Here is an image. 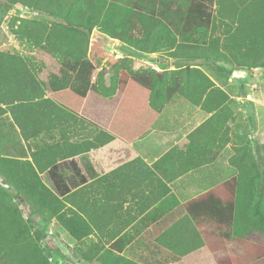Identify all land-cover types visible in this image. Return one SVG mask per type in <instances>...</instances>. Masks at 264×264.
Here are the masks:
<instances>
[{
    "label": "rangeland",
    "instance_id": "1",
    "mask_svg": "<svg viewBox=\"0 0 264 264\" xmlns=\"http://www.w3.org/2000/svg\"><path fill=\"white\" fill-rule=\"evenodd\" d=\"M168 1L0 0V51L21 56L43 89V98L53 101L51 92L55 88L69 89L76 81L75 73L66 68L74 64L75 59L47 46L48 41L58 36L63 44L76 41L78 36L89 39L90 46L94 40L103 42L110 55L122 58L118 65L102 60L101 67L92 76V81L97 82L99 92L105 98L116 94L121 70L170 72L186 66L199 68L216 86L228 92V99L219 112L228 116L229 124L225 123L226 127L224 124L222 130L216 133L220 124L214 122V128H207V133L214 140L218 139L222 147L224 142H230L231 164L232 157L240 154L238 161L243 157L252 164L264 166V70L242 81L232 76L235 69L255 68L234 63L224 48L229 42L228 28L237 23L232 22L233 17L222 18L218 13L219 5L215 4L213 25L181 38L178 34L181 28L179 18L171 12L164 17L161 15L166 10L162 3ZM186 5V0H178V6ZM175 36V47L179 43L205 47L218 42L219 49L228 54L223 56L212 48L193 59L171 56L169 53H173V49H167V38L174 39ZM103 67L105 70L101 74ZM155 90L156 94L150 101L162 105V109L169 103L189 101L179 93L166 101L160 93L161 87L157 86ZM0 105L7 108L5 104ZM107 139V132L86 120L82 114L74 118L65 115L52 129L42 127L39 132L30 130L24 133L11 112L3 113L0 109V157L4 162L13 159L16 165H25V160L32 161V154L37 148L63 140L90 142V149L78 154L82 170L88 176L96 173L107 179L108 175H104L105 161L101 156L107 147L99 149L107 143ZM113 139L125 144L118 137L110 140ZM94 149H97L100 158L94 157ZM38 176L45 187L38 184L29 186V197L23 193L15 195L14 184H11L13 191L0 185V192H9V199L18 205L29 236L38 243L49 264H116L113 260H118L120 256L135 263L151 264V254L131 245L140 238L135 234V228L139 230L151 222L141 220L133 225V230H126L123 236L129 244L125 252H116L111 246L117 230L121 233L133 222L129 220L133 207H124L123 196L113 203L115 200L111 199V195L104 193L107 192L105 185L93 182L92 187L74 189L68 197L58 196L55 199L47 173L38 172ZM101 177V182H104Z\"/></svg>",
    "mask_w": 264,
    "mask_h": 264
},
{
    "label": "trees",
    "instance_id": "2",
    "mask_svg": "<svg viewBox=\"0 0 264 264\" xmlns=\"http://www.w3.org/2000/svg\"><path fill=\"white\" fill-rule=\"evenodd\" d=\"M186 2V7L178 6V0L162 3L166 9L165 12H161L163 17L171 12L179 18L181 28L178 34L181 38H186L201 28L209 29L214 23V5L218 4L220 16L233 17L232 22L237 23L236 26L231 25L228 28L229 42L224 45L232 61L240 66H264V0H186ZM58 38L59 36L52 38L47 46L75 59L74 64H69L66 68L75 73L76 81L69 89L55 88L51 92L55 101L43 98V89L21 56L0 51V104L7 105V108L0 105V109L3 113L11 112L24 133L30 130L39 132L42 127L52 129L65 115L74 118L75 115L82 114L86 120L107 132L108 140L118 137L131 149L128 143L142 136L162 111V105L158 106L150 101L156 94L157 86L161 87L160 93L165 96L166 101L179 93L191 103L202 106L204 110L215 111L190 134L191 139L207 127L212 129L210 126H213L214 122L220 124L216 131L219 133L229 120L226 114L219 112L228 99L227 92L216 86L199 68L186 66L179 71L170 72L121 70L116 94L111 98H105L100 94L97 82L92 81V76L101 67L102 60L106 59L110 65H118L122 58L110 55L106 45L97 40L92 41L90 46L86 37L78 36L76 41H69L66 44L61 43ZM173 38H167L169 40L167 49L170 51L173 49V53L169 55L181 59L200 57L206 50L212 48L223 56L228 54L219 49L218 42L205 47L179 43L175 47L176 36ZM104 70L103 67L101 74ZM47 101L50 103H46ZM88 143L90 142L63 140L50 146L39 147L33 152L32 161L25 160V165H16L13 159L4 162L0 157V173L10 184L16 186L15 195L23 193L29 197V186L33 184L44 186L38 172H46L54 188L55 199L58 196L68 197L74 189L89 180L75 158L76 155L90 149ZM218 148H222L221 143ZM239 155L232 157L233 165L237 169L235 177L183 205L184 210L195 218L208 215L211 222L214 221L218 227L217 231L222 229L219 238L211 234L208 239V245L219 258V264H248L250 261L264 258V246L244 240L240 242L245 250L243 256L223 252L226 240L231 237L230 228L235 220V207L237 208L239 202L240 191H244V196L248 198L253 195L254 188L259 189L264 185V166L259 163L252 164L243 157L238 161ZM181 173L183 171L168 177L169 181ZM8 194L0 192V264H49L43 250L29 236L18 205L9 199ZM261 196L258 191L259 202L255 204V211L259 214V223L264 225ZM226 197L230 201L225 203L222 200ZM206 233H209V236L211 232ZM255 246L257 249H252ZM121 260L128 261L123 256L118 260L114 258L113 261L120 264Z\"/></svg>",
    "mask_w": 264,
    "mask_h": 264
},
{
    "label": "crops",
    "instance_id": "3",
    "mask_svg": "<svg viewBox=\"0 0 264 264\" xmlns=\"http://www.w3.org/2000/svg\"><path fill=\"white\" fill-rule=\"evenodd\" d=\"M213 113L187 100L169 103L142 136L128 143L133 151L114 139H107V143L99 147L100 150L107 147L101 156L105 161L104 175L108 178L95 173L76 189L92 187L93 182L102 183L107 191L104 193L115 200L113 203L123 196L124 207H133L129 214L132 224L121 233L117 230L118 234L112 238L111 246L116 252L123 253L128 247L127 238L123 236L126 230H133L136 222L144 220L151 224L139 230L135 228V234L140 238L131 245L151 254V264H219L208 239L211 234L219 238L222 229L217 231L218 227L208 215H200L197 219L183 208L186 202L237 175V169L230 162V142H224L219 150V140L207 133L209 127L195 134L193 140L190 137ZM94 150V157L100 158L97 149ZM262 152L264 155V150ZM78 156L75 157L77 161ZM78 164L81 167L80 161ZM181 171L183 173L169 181ZM254 189L248 198L240 191L235 220L230 228L231 237L226 240L224 253L243 256L242 240L264 246V225L259 223V214L255 211L258 191L262 195L260 205L264 206V185ZM222 201L230 200L226 197ZM208 231L211 232L209 236ZM139 263L130 259L120 261V264ZM248 264H264V258Z\"/></svg>",
    "mask_w": 264,
    "mask_h": 264
},
{
    "label": "water",
    "instance_id": "4",
    "mask_svg": "<svg viewBox=\"0 0 264 264\" xmlns=\"http://www.w3.org/2000/svg\"><path fill=\"white\" fill-rule=\"evenodd\" d=\"M260 70H264V66H258V67H255L254 69L238 68V69L233 70L232 76L242 81V80H246L251 75L258 73ZM0 185L7 188L8 190H11V191L14 190L13 186L7 181L6 177L3 176L1 173H0Z\"/></svg>",
    "mask_w": 264,
    "mask_h": 264
}]
</instances>
